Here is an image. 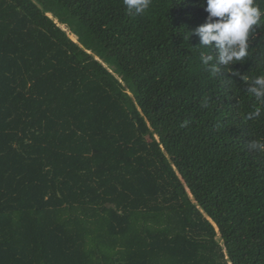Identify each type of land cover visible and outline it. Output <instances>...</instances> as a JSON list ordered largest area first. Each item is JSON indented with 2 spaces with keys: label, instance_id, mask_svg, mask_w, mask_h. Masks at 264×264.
<instances>
[{
  "label": "trees",
  "instance_id": "obj_1",
  "mask_svg": "<svg viewBox=\"0 0 264 264\" xmlns=\"http://www.w3.org/2000/svg\"><path fill=\"white\" fill-rule=\"evenodd\" d=\"M204 4L0 0V264H264V30L212 79Z\"/></svg>",
  "mask_w": 264,
  "mask_h": 264
},
{
  "label": "clouds",
  "instance_id": "obj_2",
  "mask_svg": "<svg viewBox=\"0 0 264 264\" xmlns=\"http://www.w3.org/2000/svg\"><path fill=\"white\" fill-rule=\"evenodd\" d=\"M123 5L130 16H142L151 7L152 0H123ZM204 10L208 14L205 22L192 32L184 31V40L192 35L198 37L199 46L196 48L204 50L199 56L200 64L210 78L220 77V66L225 73L239 75L231 66L250 59L252 38L257 30H264V7L260 0H205ZM212 49L216 50L215 57L210 54ZM241 79L244 91L259 104L248 113L247 119L251 120L264 109V73L251 80L246 75ZM189 123L184 120L180 127H187ZM248 148L264 154V138L249 140Z\"/></svg>",
  "mask_w": 264,
  "mask_h": 264
},
{
  "label": "rangeland",
  "instance_id": "obj_3",
  "mask_svg": "<svg viewBox=\"0 0 264 264\" xmlns=\"http://www.w3.org/2000/svg\"><path fill=\"white\" fill-rule=\"evenodd\" d=\"M66 26H68V25H66ZM66 26H63V28L68 32V27H66ZM69 36L74 40V38L71 35H69Z\"/></svg>",
  "mask_w": 264,
  "mask_h": 264
}]
</instances>
